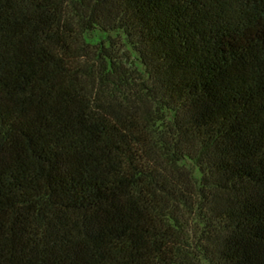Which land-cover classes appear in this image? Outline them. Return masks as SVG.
Masks as SVG:
<instances>
[{
    "label": "trees",
    "instance_id": "16d2710c",
    "mask_svg": "<svg viewBox=\"0 0 264 264\" xmlns=\"http://www.w3.org/2000/svg\"><path fill=\"white\" fill-rule=\"evenodd\" d=\"M0 264H264V0H0Z\"/></svg>",
    "mask_w": 264,
    "mask_h": 264
}]
</instances>
